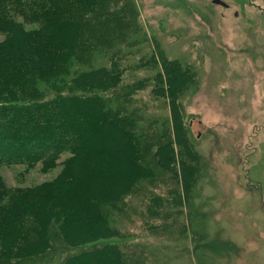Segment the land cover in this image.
Here are the masks:
<instances>
[{"label":"rangeland","instance_id":"374dc122","mask_svg":"<svg viewBox=\"0 0 264 264\" xmlns=\"http://www.w3.org/2000/svg\"><path fill=\"white\" fill-rule=\"evenodd\" d=\"M223 1L229 6L213 0H97L70 10L83 30L57 75L70 78L67 65L76 71L110 61L122 65L124 81L107 93L115 102L109 114L136 137L137 162L155 172L140 175L117 203L94 209L101 223L105 218L119 232L97 244H120L128 264H264V0ZM37 26L25 22L26 28ZM152 55L156 67L147 62ZM165 58L192 75L178 100L196 176L178 218L167 215L177 184L154 157L160 143L174 141L169 102L154 95L150 79ZM176 153L177 162H190L183 146ZM66 156L50 168L43 162L0 165V174L11 188L36 185L55 178ZM122 160L134 168L128 157ZM88 214L97 216L92 209ZM57 227L50 252L0 264H63L78 250L66 246ZM36 235V225L29 224L21 241ZM99 235L92 225L80 233L82 240Z\"/></svg>","mask_w":264,"mask_h":264},{"label":"trees","instance_id":"16d2710c","mask_svg":"<svg viewBox=\"0 0 264 264\" xmlns=\"http://www.w3.org/2000/svg\"><path fill=\"white\" fill-rule=\"evenodd\" d=\"M96 1L0 0V32L6 34L0 42V165L22 163L31 168L43 162L50 168L67 154L57 176L36 185L11 188L0 174V262L19 263L50 252L55 225L66 246L78 250L65 256L63 264H128L129 255L120 244H97L119 232L103 213L101 223L94 211L117 203L140 175L155 176L151 166L136 160V137L109 114L115 102L107 93L122 84L125 69L110 61L82 71L67 65L70 78L57 75L68 50L82 35V22L70 13L73 4L93 6ZM25 22L38 26L26 28ZM147 62L159 65L155 55ZM150 79L154 95L168 100L171 109L174 141L160 143L154 157L177 184L171 188L172 212L167 215L178 218L175 212L190 197L196 176L178 100L192 75L165 58ZM177 146H183L189 163L177 162ZM125 156L133 169L125 166ZM91 209L97 216L90 217ZM29 224L36 225L37 235L23 242ZM90 225L103 235L82 240L80 233Z\"/></svg>","mask_w":264,"mask_h":264},{"label":"water","instance_id":"95a60500","mask_svg":"<svg viewBox=\"0 0 264 264\" xmlns=\"http://www.w3.org/2000/svg\"><path fill=\"white\" fill-rule=\"evenodd\" d=\"M215 3H218V4H222V5H224V6H226V7H228L229 5L225 2V1H223V0H213Z\"/></svg>","mask_w":264,"mask_h":264},{"label":"bare ground","instance_id":"6f19581e","mask_svg":"<svg viewBox=\"0 0 264 264\" xmlns=\"http://www.w3.org/2000/svg\"><path fill=\"white\" fill-rule=\"evenodd\" d=\"M95 238H97V237H95ZM95 238H93V239H95ZM90 240H92V239H90Z\"/></svg>","mask_w":264,"mask_h":264}]
</instances>
